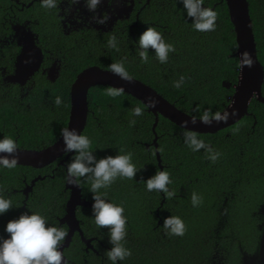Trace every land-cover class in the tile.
<instances>
[{
	"label": "trees",
	"instance_id": "16d2710c",
	"mask_svg": "<svg viewBox=\"0 0 264 264\" xmlns=\"http://www.w3.org/2000/svg\"><path fill=\"white\" fill-rule=\"evenodd\" d=\"M9 5V0H0V136H11L18 147L41 149L59 139L60 129L68 127L70 119L71 86L77 75L91 65L109 69L112 63L124 59L130 76L196 116H202L206 109L212 113L225 110L238 83L237 34L226 0H204V6L218 14L217 27L212 32L195 31L179 0H161L150 14L145 12L143 21L153 22L145 28L155 26L175 47L167 63L161 64L152 49L149 62L143 63L138 48L120 35H87L85 44L80 41L66 50L54 49L63 60L57 79L48 78L46 59L25 85L5 79L14 71L20 53L17 43L1 46L6 37L2 22L9 15ZM249 5L258 56L264 65V0H249ZM138 31L135 30V39L140 35ZM40 34L45 40L43 32ZM112 35L117 37L118 50L107 46ZM60 36L54 31L50 41L46 39L48 45L55 48L53 45L61 44ZM181 76L185 82L177 89L173 82ZM109 87L96 85L90 89L89 115L82 134L91 139V150L98 158L130 152L140 170L133 180L119 178L101 190L107 191L112 202L123 203L128 217L125 246L132 255L119 264H214L215 251L221 256V264H240L239 242L246 244L247 238L254 246L260 234L256 217L264 204V103L253 98L249 114L216 133L192 131L221 153L213 163L204 149L193 152L184 143V133L191 130L164 116H160L154 130L155 115L146 104L126 92L110 97ZM262 91L264 94V83ZM57 96L63 101L59 106L54 103ZM136 107L143 109L142 116L133 115ZM156 133L163 170L171 175L169 189L175 192L171 199H165L163 193L146 191L144 183L139 182L161 170L153 143ZM74 156L75 153L69 157L67 165ZM40 175L43 178L36 182L26 207H22L24 193L12 190L23 189ZM67 176L60 159L41 168L17 164L14 169H0V191L8 198L10 193L13 203V208L0 216L2 234L9 220L27 210L40 212L51 223L69 231V226L60 222L70 198ZM78 182L82 196L93 202L91 180L85 177ZM193 193L202 198L198 207L192 206ZM170 215L184 220L183 236L169 235L163 229L164 218ZM77 217L85 235L94 238L93 249L87 251L76 233L65 251L69 264H111L106 257L112 246L108 229L96 226L91 207L79 206Z\"/></svg>",
	"mask_w": 264,
	"mask_h": 264
},
{
	"label": "clouds",
	"instance_id": "9594fccd",
	"mask_svg": "<svg viewBox=\"0 0 264 264\" xmlns=\"http://www.w3.org/2000/svg\"><path fill=\"white\" fill-rule=\"evenodd\" d=\"M79 2V0H76ZM103 0H85L89 11L95 12L98 5ZM184 7L188 19L198 32H212L217 27V12L212 8L204 6V0H179ZM41 6L45 9L57 7V0H41ZM104 23L103 17L97 20ZM133 47L138 48V55L143 63L149 62V49L154 50L156 59L161 63H167L170 53L175 52L173 44L168 43L161 31L155 26L146 27L138 38L131 41ZM107 46L118 50V40L115 35L109 37ZM241 59L245 65H251V56L248 52L241 53ZM110 73L118 76L123 81H130L131 77L125 67V60L112 63L109 66ZM185 82V77L173 82L175 88H180ZM124 92L123 87H109L107 95L118 97ZM62 99L57 96L55 105L62 104ZM149 107H155L154 102H149ZM134 116H142L143 109L136 107L133 109ZM236 113H212L211 109H206L200 116L199 122L211 126L227 123L230 117ZM191 124L195 125L196 118L191 119ZM135 124V120L130 121ZM185 121L183 127H188ZM60 138L64 142L65 151L75 153L74 159L67 165L68 183L78 186L76 183L80 178H89L91 185L89 192L92 194L91 212L95 224L99 229L107 228L109 243L112 245L106 251L107 260L111 264H119L132 255L131 249L126 247V237L128 235V217L125 215V205L114 203L108 199V189L119 178L133 180L140 171L133 162L132 153L108 155L98 158L91 150L92 141L87 135L80 134L76 129L65 127L59 132ZM184 143L193 152L204 149L208 154V159L215 163L221 156L219 151H215L211 146L205 144L194 132L184 133ZM19 161L18 144L11 136H0V169H14ZM145 190L148 192L163 193L165 199H171L175 192L169 189L172 183L171 175L168 171L159 170L146 181L141 178ZM192 206L198 207L202 203V198L196 193L192 194ZM13 208V203L2 191H0V216H3ZM163 229L169 235L183 236L186 232V224L180 216H167L164 218ZM65 227L53 224L48 217L40 212L25 211L18 217L9 220L0 234V264H69L68 258L60 250L63 242L68 236Z\"/></svg>",
	"mask_w": 264,
	"mask_h": 264
},
{
	"label": "water",
	"instance_id": "95a60500",
	"mask_svg": "<svg viewBox=\"0 0 264 264\" xmlns=\"http://www.w3.org/2000/svg\"><path fill=\"white\" fill-rule=\"evenodd\" d=\"M231 20L234 23L237 34L238 49L237 54L240 58L239 80L235 86V91L231 96L229 105L226 107L229 113L235 112L236 115L230 117L227 123L216 124L213 122L211 126L204 125L199 122L200 116L190 114L179 108L175 103L171 102L155 88L146 84L140 79L130 76V81H123L118 76L110 73V69L102 68L99 65H91L82 70L76 77L71 86V114L68 127L76 129L80 134L83 133L89 115V91L96 85H108L115 87H123L124 92L140 99L147 105L148 109L155 115L154 130L159 123L160 116H164L177 125L183 127L185 121H188V127L185 129L199 133H216L225 129L236 122L240 121L245 115L249 114V106L253 98H257L264 103V94L262 86L264 83V65L259 59L256 37L254 33L253 20L250 13L249 0H226ZM19 45L21 52L16 60L15 74L9 77V81L18 82L21 85L31 79L41 67L43 62L42 49L37 45L34 34L24 32L20 37ZM248 52L251 56V65L247 66L241 59V53ZM54 80V79H52ZM149 102H154L155 107H149ZM225 110L220 113L225 112ZM196 118L195 125L191 124V119ZM154 145L157 148V157L161 170L164 165L160 152L158 151V134L154 139ZM73 154V152L65 151L64 142L59 137L54 143L41 149H28L18 147V164L28 165L41 168L51 164L57 159L65 156L62 163ZM40 177L34 179L35 183ZM76 183L79 184L78 181ZM66 188L70 190V198L67 203V213L61 219L62 222L68 223L70 232L63 246H68L72 240V235L76 230H80V223L77 217L78 206H92L91 201L82 196V188L66 183ZM83 235V234H82ZM88 244L90 240L83 238ZM61 247V248H62ZM61 251L63 249H60Z\"/></svg>",
	"mask_w": 264,
	"mask_h": 264
},
{
	"label": "flooded vegetation",
	"instance_id": "af4514ba",
	"mask_svg": "<svg viewBox=\"0 0 264 264\" xmlns=\"http://www.w3.org/2000/svg\"><path fill=\"white\" fill-rule=\"evenodd\" d=\"M9 1V15L7 17L4 16L5 19L2 22V24L4 25L3 29L5 30L6 37L2 39L1 46L4 47L10 43H17L19 45V40L23 33L31 31L36 38L37 45L42 49L43 52V62L40 69L42 68L44 61L47 59L48 68L46 69V72L48 78L57 79L61 72L63 60L59 54L53 51L66 50L68 49L67 46H73L74 43H78L80 41L85 44L88 42V38H86L87 35L103 36L113 33L116 35H120L122 38L124 37L128 42L135 40L134 33L136 29H138V32L141 33L145 30V26L148 23H153L143 21L145 20V12L150 14V12L155 9V4L160 3L161 0H103V2L98 5L95 12L89 11L88 7L85 4V0H79V2H76V0H57V7L54 9L43 8L41 6V0ZM100 17H103L105 21L104 23L97 22ZM54 25L56 27L55 30ZM54 31L59 32V35L62 36H60L62 43L59 45H53L55 48L50 46V44L48 45V42L46 41V39L50 41V35H52ZM39 32H43V34L45 35V40L41 37V34ZM21 49L22 48L20 46V52ZM16 60L14 71L11 73H7V75L5 76L6 80H8L10 76L15 74ZM43 69L45 72L44 67ZM28 81L26 82V84L28 83ZM19 84L21 85V83ZM64 158L65 156L59 158L60 164L65 165L67 168L66 162L68 160H66L65 164L62 163V160ZM38 177H40V179L43 178V176L41 175ZM36 178L37 177H35L34 179ZM34 179L23 189L19 190L15 188L12 190V192L16 194L19 191L24 193L25 198L23 199L22 205V207L24 208L26 207L27 199L29 198L30 193L33 191L34 186L38 181L37 180L35 183H33ZM8 196L9 198H11L10 193H8ZM256 218L260 234H258V236L256 237V240L254 241L256 243L254 244V246H251V244L247 242V238L245 240L246 244L242 243L241 241L239 242V255L241 258L240 264H264V204L261 206ZM61 219L60 222L62 224L68 225V223L62 222ZM79 223L82 233L80 232V230H76L72 235V240L74 235L78 233L81 236L83 242L86 244V250L89 251L90 249H93L94 238L86 236L82 228L80 219ZM69 232L70 226L68 233ZM0 234H2L1 231ZM84 237L87 240H90L89 244L84 241ZM72 240L70 241V244ZM70 244L61 248L63 249L62 252L64 253V255L68 258V261L71 260L68 255H66L65 251L70 246ZM215 252L216 253L214 254L215 256L213 258L214 264H221V256L217 251ZM215 258L219 259V261H216Z\"/></svg>",
	"mask_w": 264,
	"mask_h": 264
}]
</instances>
